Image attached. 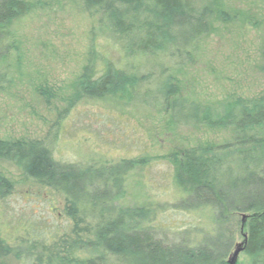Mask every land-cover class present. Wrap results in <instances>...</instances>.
<instances>
[{"label": "rangeland", "instance_id": "374dc122", "mask_svg": "<svg viewBox=\"0 0 264 264\" xmlns=\"http://www.w3.org/2000/svg\"><path fill=\"white\" fill-rule=\"evenodd\" d=\"M190 1L205 12L208 29L175 71L177 97L219 115L225 112L222 127L175 123L170 106L78 99L77 83L92 50L115 63L120 57L102 29V14L88 13L81 0H36V7L13 22L10 76L0 88V140L48 142L55 159L68 164L144 161L129 175L120 203L155 210L159 237L175 243L176 249L186 247L192 229L183 232L190 226L208 232L215 218L211 210H195L199 202H183L192 189L189 182L177 186L176 159L190 149H220L233 142L237 132L248 136V131L237 130L246 121L233 102L251 104L264 97V0ZM102 60L99 56L98 67ZM219 156L224 160L219 178L223 194L231 198L254 184L255 177L248 175V151L235 148ZM0 176L13 185L12 194L0 198V241L12 248L23 241L26 247L33 234L28 228L43 226L49 236L52 227L65 224L60 195L26 180L18 167L4 160ZM178 233L183 234L173 239ZM243 242L240 234L236 245ZM89 257L85 251L73 253L80 261ZM8 262L17 264L12 257ZM246 263L241 253L235 264Z\"/></svg>", "mask_w": 264, "mask_h": 264}, {"label": "trees", "instance_id": "16d2710c", "mask_svg": "<svg viewBox=\"0 0 264 264\" xmlns=\"http://www.w3.org/2000/svg\"><path fill=\"white\" fill-rule=\"evenodd\" d=\"M81 1L88 13L102 14V29L120 57L115 63L92 50L77 83L78 99H109L153 108L170 106L175 123L224 125L220 119L225 112L219 115L209 107L187 104L177 97L175 71L185 63L184 58L189 59L190 51L208 29L206 14L200 7L190 0ZM35 2L0 0V88L9 79V61L15 50L10 28L36 7ZM99 56L103 59L100 67ZM233 104L246 121L237 130L248 131V136L237 132L234 141L220 149H190L176 159L177 186L189 182L192 189L183 202H199L195 210L208 209L215 216L208 232L194 224L187 227L183 233L193 231L184 249H176L175 243L159 237L160 228L153 224L155 210L120 203L126 195L129 175L144 161L68 164L55 159L48 142L0 140V160L12 163L26 180L60 195L65 203L60 213L65 224L52 227L49 236L44 232L46 228L38 226L28 228L33 234L26 247L23 241L22 246L13 248L0 241V264H13L8 262L11 257L17 264H227L240 234L247 236L242 253L246 264H264V97L251 104L241 99ZM235 148L248 151V175L255 177V182L230 198L223 194L224 183L219 180L224 161L219 153ZM12 191L11 182L0 176V198ZM217 214L222 216L220 220ZM243 215H247L244 231ZM221 226L223 232L217 233L216 228ZM178 235L173 239L177 240ZM77 250L90 257L86 261L73 258Z\"/></svg>", "mask_w": 264, "mask_h": 264}, {"label": "water", "instance_id": "95a60500", "mask_svg": "<svg viewBox=\"0 0 264 264\" xmlns=\"http://www.w3.org/2000/svg\"><path fill=\"white\" fill-rule=\"evenodd\" d=\"M242 218H243L242 231H244L243 230L244 229V223L246 221L247 215H243ZM243 237H244V242L242 244L236 245L234 253L231 255V257H229V262L231 264H235L237 262V259H238L239 255L244 252V249H245V247L247 245V236H246V234H244Z\"/></svg>", "mask_w": 264, "mask_h": 264}]
</instances>
